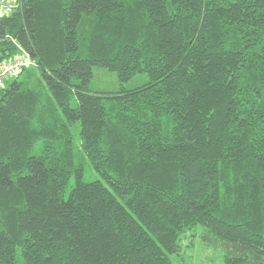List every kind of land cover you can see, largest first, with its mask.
Segmentation results:
<instances>
[{
    "label": "trees",
    "instance_id": "trees-1",
    "mask_svg": "<svg viewBox=\"0 0 264 264\" xmlns=\"http://www.w3.org/2000/svg\"><path fill=\"white\" fill-rule=\"evenodd\" d=\"M19 1L0 61L35 70L0 90V264H176L189 233L264 264V0Z\"/></svg>",
    "mask_w": 264,
    "mask_h": 264
},
{
    "label": "rangeland",
    "instance_id": "rangeland-1",
    "mask_svg": "<svg viewBox=\"0 0 264 264\" xmlns=\"http://www.w3.org/2000/svg\"><path fill=\"white\" fill-rule=\"evenodd\" d=\"M30 69V71H34L35 66L31 67ZM147 80V76L142 74L135 76L124 85L127 88H133L145 83ZM120 87L121 83L118 79V75L115 72L101 67H94L93 78L90 83V88L92 90L99 92H112L118 90ZM76 102L77 100L75 98L74 104H76ZM79 131L80 127L78 125L74 131V141L81 152L82 147ZM81 161L85 167V181L90 182L92 180L98 179L99 176L96 174V172H94L93 167L85 154L84 156H81ZM73 183L74 179L71 181V184ZM69 189L70 187L67 189L66 197L69 195ZM223 256L224 254L221 248L207 247L202 243L199 236H191V233H189L183 241L182 256L175 260V262L176 264H224Z\"/></svg>",
    "mask_w": 264,
    "mask_h": 264
},
{
    "label": "built area",
    "instance_id": "built-area-1",
    "mask_svg": "<svg viewBox=\"0 0 264 264\" xmlns=\"http://www.w3.org/2000/svg\"><path fill=\"white\" fill-rule=\"evenodd\" d=\"M19 7V0H0V17L17 12ZM34 65L32 57L22 48L17 54L0 61V90L5 88L9 80L18 77Z\"/></svg>",
    "mask_w": 264,
    "mask_h": 264
}]
</instances>
